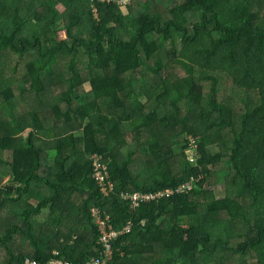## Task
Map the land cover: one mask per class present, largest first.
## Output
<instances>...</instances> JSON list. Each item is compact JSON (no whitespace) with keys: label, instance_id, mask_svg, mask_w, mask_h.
Listing matches in <instances>:
<instances>
[{"label":"trees","instance_id":"1","mask_svg":"<svg viewBox=\"0 0 264 264\" xmlns=\"http://www.w3.org/2000/svg\"><path fill=\"white\" fill-rule=\"evenodd\" d=\"M118 1L0 0V264H87L94 206L135 223L110 264H264V0ZM191 178L135 211L120 198Z\"/></svg>","mask_w":264,"mask_h":264},{"label":"built area","instance_id":"2","mask_svg":"<svg viewBox=\"0 0 264 264\" xmlns=\"http://www.w3.org/2000/svg\"><path fill=\"white\" fill-rule=\"evenodd\" d=\"M130 0L118 1L119 5H126ZM196 141L192 140L191 145ZM191 161H193L191 157ZM91 164L93 167V178L102 196L107 197L114 190V184L111 181V175L108 164L99 153L91 155ZM196 179L191 178L189 181L179 185L176 189H165L155 193H122V198L132 204L133 209L139 208L145 203L159 201L174 195L188 194L194 187ZM91 217L99 233L95 252L97 256L90 259L87 264H110L114 259L113 242L122 235L129 234L133 231L135 224L129 220L120 229H117L111 223V216L99 206L91 208ZM141 225H145L142 221ZM53 258L47 264H74L68 259L62 257L59 252L54 253ZM25 264H42L34 259H27Z\"/></svg>","mask_w":264,"mask_h":264},{"label":"rangeland","instance_id":"3","mask_svg":"<svg viewBox=\"0 0 264 264\" xmlns=\"http://www.w3.org/2000/svg\"><path fill=\"white\" fill-rule=\"evenodd\" d=\"M60 8L62 10H64V8H62V7H60ZM178 72L181 73V75H182V72H180V71H178ZM137 76H138V74H137ZM86 88L90 90V84L89 83L86 84ZM145 136H148V134H146ZM188 139L190 141L189 142V147H191V149L187 151V153L189 155V158L191 160V157H192L193 161L194 160H197L200 157L199 151H198V144L195 142L194 144L191 145V141L192 140H195L192 136L188 137ZM172 140H173V137H172ZM126 151H127V148L125 147L123 149V152H126ZM11 171L12 170H11V168L9 166H7L5 163H3L2 161H0V201H2L5 198H9V196L11 198L12 196L15 195L16 185L13 184V183H11L10 180H9V177H11ZM42 171H44V170H42ZM109 171H110V169H109ZM110 175H111V173H110ZM111 181L114 184V190L112 191V193H110L109 196H107V197H104L103 196V198H109V197H111L115 193L116 184L112 180V177H111ZM166 189H174V188H166ZM163 190H165V189H163ZM160 191H162V190H160ZM135 192H138V193H155V191H150V192L123 191V192H121L120 193V198L123 201L127 202L131 206L132 209H133L132 204L129 201H126L125 199L122 198V193H135ZM156 192H159V191H156ZM215 194H216V197L217 198H222V197L225 196V189H224L223 185L218 186L215 189ZM171 197H173V196H171ZM171 197H169V198H171ZM169 198H165V199H169ZM159 201H161V200H159ZM152 202H155V201H152ZM152 202H150V203H152ZM147 204H149V203H145V204L141 205L139 208L133 209V211L138 210V209H140L141 207H143L144 205H147ZM143 222L145 223V221H143ZM239 263H241V262H239ZM241 264H245V262H242Z\"/></svg>","mask_w":264,"mask_h":264},{"label":"crops","instance_id":"4","mask_svg":"<svg viewBox=\"0 0 264 264\" xmlns=\"http://www.w3.org/2000/svg\"><path fill=\"white\" fill-rule=\"evenodd\" d=\"M82 134H83L82 131H80V132L77 133V135H82ZM43 170H44L43 172H45V169H43ZM11 178H12V171H11V177H9V180H10ZM9 180H8V181H9Z\"/></svg>","mask_w":264,"mask_h":264}]
</instances>
